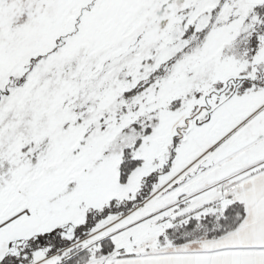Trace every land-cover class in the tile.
<instances>
[{
    "label": "snow or ice",
    "instance_id": "6c2138e0",
    "mask_svg": "<svg viewBox=\"0 0 264 264\" xmlns=\"http://www.w3.org/2000/svg\"><path fill=\"white\" fill-rule=\"evenodd\" d=\"M0 264H264V0H0Z\"/></svg>",
    "mask_w": 264,
    "mask_h": 264
}]
</instances>
